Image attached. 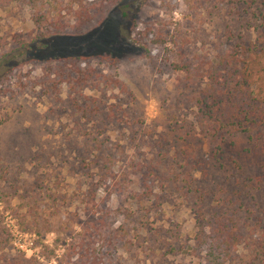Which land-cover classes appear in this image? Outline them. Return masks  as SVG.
<instances>
[{
	"label": "rangeland",
	"instance_id": "obj_1",
	"mask_svg": "<svg viewBox=\"0 0 264 264\" xmlns=\"http://www.w3.org/2000/svg\"><path fill=\"white\" fill-rule=\"evenodd\" d=\"M87 6L88 29L66 16L71 34L27 63L41 30L27 6L0 7V64H16L0 83V264H210L219 217L243 233L224 264H248L249 234L264 237V134L205 139L192 99L203 61L263 46L264 0Z\"/></svg>",
	"mask_w": 264,
	"mask_h": 264
},
{
	"label": "trees",
	"instance_id": "obj_2",
	"mask_svg": "<svg viewBox=\"0 0 264 264\" xmlns=\"http://www.w3.org/2000/svg\"><path fill=\"white\" fill-rule=\"evenodd\" d=\"M12 4L27 6L34 24L41 30L36 47L24 46L27 54L25 63L41 59L50 51L48 39L70 33L71 21L62 22L66 16L72 18L81 30L88 29L93 18L87 0H0L1 8ZM79 34L84 33L74 35ZM259 34L264 36V33ZM257 41L249 46L223 49L213 60L203 61V71L199 76L204 85L192 100L196 109L195 121L205 139L220 140L225 144L242 135L250 145H260L264 134V43L260 46L259 39ZM10 54L3 55L0 62ZM70 61L78 66L82 59L71 58ZM15 70L14 62L0 64V83L4 84ZM197 70L199 72L200 67ZM242 234L234 217H219L211 222L207 250L210 264L228 262L233 249L242 243ZM249 237L252 258L248 264H264V237L253 238L251 233Z\"/></svg>",
	"mask_w": 264,
	"mask_h": 264
}]
</instances>
